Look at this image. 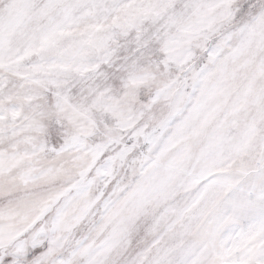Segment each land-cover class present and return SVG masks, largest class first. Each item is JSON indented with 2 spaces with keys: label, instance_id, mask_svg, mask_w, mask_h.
<instances>
[{
  "label": "snow or ice",
  "instance_id": "snow-or-ice-1",
  "mask_svg": "<svg viewBox=\"0 0 264 264\" xmlns=\"http://www.w3.org/2000/svg\"><path fill=\"white\" fill-rule=\"evenodd\" d=\"M0 264H264V0H0Z\"/></svg>",
  "mask_w": 264,
  "mask_h": 264
}]
</instances>
